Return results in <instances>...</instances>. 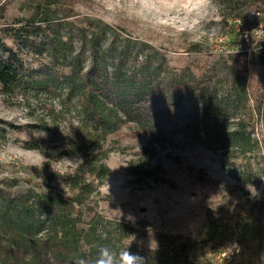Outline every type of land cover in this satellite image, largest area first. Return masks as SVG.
Masks as SVG:
<instances>
[{
  "label": "rangeland",
  "instance_id": "rangeland-1",
  "mask_svg": "<svg viewBox=\"0 0 264 264\" xmlns=\"http://www.w3.org/2000/svg\"><path fill=\"white\" fill-rule=\"evenodd\" d=\"M33 14L55 17L59 36L75 45V25L100 18L120 36L152 44L170 67L232 66L245 73L250 102L264 95V62L248 59L264 47V0H0V56L20 67L9 83L0 81V187L42 191L48 181L68 195L63 175L95 151L85 144L91 121L68 90L79 71L36 53L39 38L32 45L15 34ZM250 131V150L241 152L221 139L200 144L120 125L99 141L108 172L93 179L84 220L97 213L104 229L120 224L125 245L168 247L195 264H264L261 117ZM71 143L80 144L75 155L54 156ZM131 257L126 249L124 263Z\"/></svg>",
  "mask_w": 264,
  "mask_h": 264
},
{
  "label": "trees",
  "instance_id": "trees-1",
  "mask_svg": "<svg viewBox=\"0 0 264 264\" xmlns=\"http://www.w3.org/2000/svg\"><path fill=\"white\" fill-rule=\"evenodd\" d=\"M35 17L33 14L29 24L21 27L23 33L15 34L30 38L32 45L39 38L41 46L33 47L36 53L45 50L54 60L79 71L68 90L91 121L93 129L85 144L95 151L63 175L68 195L48 181L42 191L0 187V264H99L105 250L114 264H126V249L132 250L127 264H195L168 247L144 250L134 242L125 245L122 238L128 235L121 232L120 224L114 230L104 229L97 213L84 220L82 207L94 190L93 179L108 172L106 153L97 155L99 141L127 124L148 134L156 131L158 138L180 133L200 144L221 139L246 152L254 121L261 117L264 124V95L250 102L247 77L232 66L223 70V66L212 65L198 72L170 67L152 44L120 36L100 18L87 17L85 24L75 25V45L71 35L66 39L59 36L55 17ZM63 23L72 28L71 21ZM237 53L246 56L248 51L239 49ZM14 59L0 56V81L14 79L20 68L11 62ZM248 59L263 63L264 47L249 51ZM225 122L233 125L228 127ZM79 145L68 144L54 156L75 155Z\"/></svg>",
  "mask_w": 264,
  "mask_h": 264
},
{
  "label": "clouds",
  "instance_id": "clouds-1",
  "mask_svg": "<svg viewBox=\"0 0 264 264\" xmlns=\"http://www.w3.org/2000/svg\"><path fill=\"white\" fill-rule=\"evenodd\" d=\"M103 257L99 264H114L113 256L107 250L104 251Z\"/></svg>",
  "mask_w": 264,
  "mask_h": 264
}]
</instances>
